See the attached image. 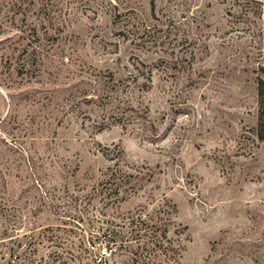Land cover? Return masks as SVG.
Here are the masks:
<instances>
[{"label": "rangeland", "instance_id": "rangeland-1", "mask_svg": "<svg viewBox=\"0 0 264 264\" xmlns=\"http://www.w3.org/2000/svg\"><path fill=\"white\" fill-rule=\"evenodd\" d=\"M261 80L264 0H0V230L134 264L163 207L172 264H264Z\"/></svg>", "mask_w": 264, "mask_h": 264}, {"label": "trees", "instance_id": "trees-1", "mask_svg": "<svg viewBox=\"0 0 264 264\" xmlns=\"http://www.w3.org/2000/svg\"><path fill=\"white\" fill-rule=\"evenodd\" d=\"M258 108H259V123L257 135L261 142H264V81L258 84ZM126 174L121 173L119 177L112 175L115 191L120 190V184L126 185ZM128 224L130 230L129 241L122 240L118 251L126 250L128 262L134 264H172L175 262L178 249L169 239V224L170 218L167 217L166 210L156 208L153 211L144 212L143 209L137 210L135 213L128 214ZM14 224L13 228L0 230V264L6 261V264H53V261L38 258L37 245L49 242L52 245L56 243L57 238L52 234H48V230H41L37 234L21 237L17 235V230ZM50 231V230H49ZM12 232L13 235H9ZM32 233V232H31ZM124 237V236H123ZM23 238V239H22ZM134 241L135 244L131 243ZM9 244L10 247H9ZM22 249V252H19ZM7 254L9 258L7 259ZM116 252L111 251L109 255L106 253L101 256V263L109 261V258L115 256ZM59 257H57L58 259ZM4 264V263H3Z\"/></svg>", "mask_w": 264, "mask_h": 264}]
</instances>
